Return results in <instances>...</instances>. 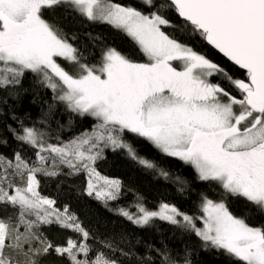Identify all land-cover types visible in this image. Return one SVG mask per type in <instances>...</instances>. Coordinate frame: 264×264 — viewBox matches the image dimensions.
Wrapping results in <instances>:
<instances>
[{"label":"snow or ice","instance_id":"obj_1","mask_svg":"<svg viewBox=\"0 0 264 264\" xmlns=\"http://www.w3.org/2000/svg\"><path fill=\"white\" fill-rule=\"evenodd\" d=\"M139 5L0 0V92L7 93L0 95V104L18 96L16 90L30 74L34 85L52 92L40 124L58 105L95 122L90 131L66 142L57 137V143H49L47 133L35 126H7L16 140L35 150L36 158L19 152L12 159L0 156V264H44L52 254L69 264H122L120 257L133 256L114 237L90 233L67 205L57 208L55 199L41 195L38 179L83 173L86 194L108 207L120 198L122 182L97 170L105 149L123 150L144 168H156L138 155L129 134L188 165L198 181L221 190L220 199L201 193V215L192 216L165 202L150 209L139 197L131 208L114 209L117 215L140 228L164 221L237 264H264V226L250 225L226 203L242 199L264 213V0H139ZM56 6L124 33L145 60L104 47L90 62L95 53L85 54L45 19ZM76 38L73 33L71 39ZM196 41L222 55L243 78L197 51ZM160 175L168 178L162 169ZM176 182L179 192L187 190L186 180L176 177ZM53 225L77 238L54 244L42 231ZM160 255L162 264H181L167 252ZM183 264L191 261L184 257Z\"/></svg>","mask_w":264,"mask_h":264},{"label":"trees","instance_id":"obj_2","mask_svg":"<svg viewBox=\"0 0 264 264\" xmlns=\"http://www.w3.org/2000/svg\"><path fill=\"white\" fill-rule=\"evenodd\" d=\"M139 7V0H120ZM45 19L57 24L69 36V42L84 51L95 53L89 56L90 62H95L104 47H113L134 61H144L145 57L138 46L124 33L104 24H92L76 13H70L62 6L49 9ZM170 19L175 23L177 18ZM168 31H172L169 29ZM75 33L77 38L71 39ZM88 33L91 36L87 35ZM193 47L203 52L210 59L230 67L234 76L243 78L238 68L231 66L225 58L216 53L209 46L201 42H193ZM18 96L9 97L6 105L0 104V139L7 143H0V156L12 159L19 152L23 157L35 160V150L16 140L7 126L20 128V122L27 127L35 126L47 133L49 143L68 141L83 131L91 130L95 123L91 118H80L64 111L63 105H58L54 114L47 118L46 124L39 122L44 119L47 104L52 103V92L32 83L30 74H27L22 85L16 90ZM0 95L7 93L0 92ZM15 117V119L13 118ZM71 118V120H70ZM63 126V127H61ZM129 140L135 145L138 155L153 161L155 169H147L136 161L128 158L123 150L112 151L105 149L104 159L96 164L97 170L106 177L116 178L122 182V191L117 201H110L108 207L102 201L90 197L85 192L87 178L81 173L78 176L60 175L56 177L38 176L41 195L55 199L56 207L68 206L82 225L97 238L112 236L115 242L125 251H131V258L120 257L122 264H162L160 253L167 252L183 264L184 257L191 264H237L223 252L203 247L202 242L193 233L171 225L164 221H155L150 226L140 228L116 214L117 207H129L139 197L150 209H156L161 202L175 205L180 211L192 216L201 215L199 211L200 194L205 193L210 199H220V189L213 190L206 183L196 179L195 172L182 161L169 158L159 153L147 141L134 138L129 134ZM168 173V178L160 175V170ZM67 172V169H63ZM176 177L187 181V190L179 192ZM229 210L238 217L256 227L264 226V213L257 211L255 206L242 199L229 198L226 201ZM110 209H113L110 211ZM200 225L201 223L197 221ZM54 243L62 245L67 237L77 238V234L70 230L61 229L55 225L42 229ZM90 244L94 245L92 240ZM159 250V252L157 251ZM151 257V259H147ZM139 258V259H137ZM44 264H69L55 254L44 258Z\"/></svg>","mask_w":264,"mask_h":264},{"label":"rangeland","instance_id":"obj_3","mask_svg":"<svg viewBox=\"0 0 264 264\" xmlns=\"http://www.w3.org/2000/svg\"><path fill=\"white\" fill-rule=\"evenodd\" d=\"M90 131V130H89ZM110 178V177H109ZM112 179H116V178H112ZM173 205V204H171ZM132 206V205H131ZM131 206H129V208H131ZM132 210L134 211V208H132ZM197 226H201L198 222H197Z\"/></svg>","mask_w":264,"mask_h":264},{"label":"flooded vegetation","instance_id":"obj_4","mask_svg":"<svg viewBox=\"0 0 264 264\" xmlns=\"http://www.w3.org/2000/svg\"><path fill=\"white\" fill-rule=\"evenodd\" d=\"M212 60H214V59H212ZM215 61V60H214ZM137 62H143V61H137ZM216 62V61H215ZM236 78H241V77H238V76H235Z\"/></svg>","mask_w":264,"mask_h":264},{"label":"water","instance_id":"obj_5","mask_svg":"<svg viewBox=\"0 0 264 264\" xmlns=\"http://www.w3.org/2000/svg\"><path fill=\"white\" fill-rule=\"evenodd\" d=\"M222 56V55H221Z\"/></svg>","mask_w":264,"mask_h":264}]
</instances>
